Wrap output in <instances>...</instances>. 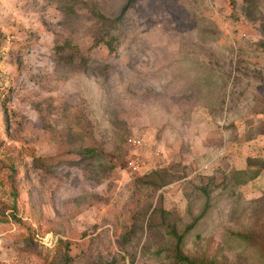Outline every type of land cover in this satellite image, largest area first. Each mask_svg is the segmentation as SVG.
Here are the masks:
<instances>
[{
	"label": "rangeland",
	"instance_id": "rangeland-1",
	"mask_svg": "<svg viewBox=\"0 0 264 264\" xmlns=\"http://www.w3.org/2000/svg\"><path fill=\"white\" fill-rule=\"evenodd\" d=\"M0 217V264H264V0H0Z\"/></svg>",
	"mask_w": 264,
	"mask_h": 264
},
{
	"label": "trees",
	"instance_id": "trees-1",
	"mask_svg": "<svg viewBox=\"0 0 264 264\" xmlns=\"http://www.w3.org/2000/svg\"><path fill=\"white\" fill-rule=\"evenodd\" d=\"M1 218V217H0ZM4 219V218H1ZM172 235L175 238V244L172 248L174 258L177 261V264H192L195 263V260L191 259L189 256L185 255L183 252L184 239L186 236V231L179 233L177 230H172ZM65 258H69V254H65Z\"/></svg>",
	"mask_w": 264,
	"mask_h": 264
},
{
	"label": "built area",
	"instance_id": "built-area-1",
	"mask_svg": "<svg viewBox=\"0 0 264 264\" xmlns=\"http://www.w3.org/2000/svg\"><path fill=\"white\" fill-rule=\"evenodd\" d=\"M44 243L46 246H51L53 244V237L52 235L46 236L44 239Z\"/></svg>",
	"mask_w": 264,
	"mask_h": 264
}]
</instances>
